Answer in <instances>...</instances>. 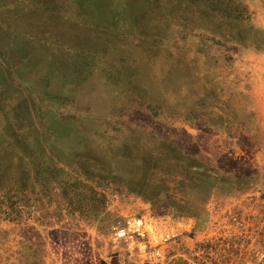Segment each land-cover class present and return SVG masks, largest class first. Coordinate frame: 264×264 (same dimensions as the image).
Masks as SVG:
<instances>
[{"label": "rangeland", "instance_id": "rangeland-1", "mask_svg": "<svg viewBox=\"0 0 264 264\" xmlns=\"http://www.w3.org/2000/svg\"><path fill=\"white\" fill-rule=\"evenodd\" d=\"M15 37L51 83L10 103L0 264H264V0H0V74Z\"/></svg>", "mask_w": 264, "mask_h": 264}, {"label": "crops", "instance_id": "crops-1", "mask_svg": "<svg viewBox=\"0 0 264 264\" xmlns=\"http://www.w3.org/2000/svg\"><path fill=\"white\" fill-rule=\"evenodd\" d=\"M6 39L7 42H10L9 38ZM16 39H19L16 40V42H18L16 45L18 51L12 52V56L17 53L18 58L13 61V73L9 74L8 72L3 71L2 74H0V113L3 118V124L0 127V148L7 147V150L14 146L16 138L13 132V121L10 120L11 101L15 104L16 101H20V98L23 100L25 96H27V94H25L26 91L28 93L38 92L39 86L51 83L48 82L51 81V76L49 75L48 77L41 73V70L37 67V62H35L39 59V55H41L40 47L29 45L28 43L31 41L29 39L26 40L23 37H17ZM5 45L4 41L2 47L6 48L7 46L5 47ZM11 50L12 47H9L7 51L4 52V55H6L4 56L5 59L9 60ZM46 57L47 55L44 54L40 59H46ZM43 65L46 68H50V64L47 61L42 63L41 68H43ZM21 83L26 84L24 89L20 86ZM6 106L8 107L6 108ZM15 124H17V129H20L21 120H17ZM63 138L64 140L66 138H71V135L67 134ZM1 144H5V146H2Z\"/></svg>", "mask_w": 264, "mask_h": 264}, {"label": "built area", "instance_id": "built-area-1", "mask_svg": "<svg viewBox=\"0 0 264 264\" xmlns=\"http://www.w3.org/2000/svg\"><path fill=\"white\" fill-rule=\"evenodd\" d=\"M149 232V228L144 224V221L140 218H133L127 222V225L119 228L116 231L118 239H128L132 235L144 236ZM169 234L167 233L164 239H167ZM156 253H159V250H155Z\"/></svg>", "mask_w": 264, "mask_h": 264}, {"label": "trees", "instance_id": "trees-1", "mask_svg": "<svg viewBox=\"0 0 264 264\" xmlns=\"http://www.w3.org/2000/svg\"><path fill=\"white\" fill-rule=\"evenodd\" d=\"M10 37H13V36H10ZM10 37H8L9 38V40H10ZM7 38V37H6ZM15 39H16V37H15ZM2 41H4V39L2 40ZM10 42H12V40H10ZM1 44H0V54H2V44H3V42H0ZM17 51V50H16Z\"/></svg>", "mask_w": 264, "mask_h": 264}]
</instances>
